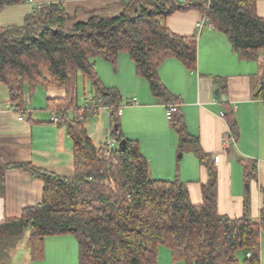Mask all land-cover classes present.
<instances>
[{
  "label": "trees",
  "instance_id": "1",
  "mask_svg": "<svg viewBox=\"0 0 264 264\" xmlns=\"http://www.w3.org/2000/svg\"><path fill=\"white\" fill-rule=\"evenodd\" d=\"M257 0H127L115 16L89 12L74 20L60 2L40 4L26 14L22 25L0 26V86L10 101L20 106L24 91L36 86L63 88L61 98H50L46 108L55 111L72 142L73 173L56 174L32 163H4L0 159V196L5 171L16 168L43 182L38 203L26 206L18 217L0 220V263L27 234L31 260L44 256V239L72 235L77 242V264H154L159 246L167 247L174 261L184 264H264V201L259 218L250 216V199L243 213L228 217L219 213L216 196L217 170L191 135L178 111L177 98L166 88L158 68L168 58L194 71L197 64L195 35L172 32L166 18L175 12L198 11L226 35L238 57L262 59L264 67V18L256 12ZM28 0H0V11ZM126 53L136 74L146 79L151 94L166 105L176 104L170 122L179 147L189 144L208 172L201 185L202 202L193 204L187 186L179 179L149 175V163L136 139L126 138L119 123L121 96L103 84L95 70L98 58L115 70L118 57ZM47 71L49 78L44 72ZM90 83L94 101L79 106L77 77ZM220 84L218 95L224 90ZM256 97L264 101V74ZM98 106L109 111V136L116 146H94L87 134L88 113ZM115 124L117 128H115ZM233 138L237 124L228 113ZM125 139V148L117 144ZM253 171V170H251ZM249 169L245 177L252 175ZM245 252L243 263L237 252Z\"/></svg>",
  "mask_w": 264,
  "mask_h": 264
},
{
  "label": "crops",
  "instance_id": "2",
  "mask_svg": "<svg viewBox=\"0 0 264 264\" xmlns=\"http://www.w3.org/2000/svg\"><path fill=\"white\" fill-rule=\"evenodd\" d=\"M125 1L32 0L3 8L0 11V26L22 25L24 16L44 3L60 2L70 17L82 21L89 12L103 16L118 15ZM256 12L264 18V0L256 1ZM203 20L204 17L196 10L175 12L166 18V25L172 32L196 36L197 64L196 69L191 71L177 59L168 58L159 66L158 75L177 98L178 111L182 114L187 131L198 137L199 146L209 155L210 162L217 159L214 165L217 170L219 213L231 218L241 216L243 201L248 196L250 216L257 221L264 201V101L256 97L264 74L263 62L261 58L245 60L238 57L232 51L226 35L215 29L209 21ZM110 66L101 58L95 61L98 76L102 72L110 74ZM113 71L117 75H127V80L131 78L133 81L131 93L136 94L134 103L119 93L120 103L129 105L132 111L129 116H126L127 112L121 111L120 129L126 138L138 141L141 153L148 160L150 177L179 179L186 184L191 202L200 204L201 185L208 179L207 169L199 162L189 144L185 148L179 147L178 134L166 117V103L138 89L137 79L141 76L136 74L134 63L126 53L119 55ZM44 75L49 78L47 71ZM100 78L105 86H110L104 81L105 77L102 80L101 75ZM214 78L225 86L220 95V84ZM80 79L83 90L86 82L82 75L77 77L78 105L83 106L85 94L79 98ZM116 89L118 92L121 90L118 85ZM64 94L63 88L36 86L32 91H24L21 105L16 107L10 101L6 87L0 86L2 162L32 163L63 176L73 173L72 142L64 126L51 121V111L46 108L48 99L61 98ZM107 110L106 106H98L95 112L88 113L86 117L87 134L96 147L110 137ZM221 113L224 115L221 116ZM228 113L237 124L235 138L229 135ZM20 114L22 120L18 119ZM178 151H181L180 155H177ZM247 169L253 170L248 178L245 177ZM42 191L43 182L32 178L28 172L16 168L6 169L4 194L0 196V220L20 216L24 207L40 201ZM76 244L71 235L48 236L44 239L42 260L50 259L59 264L73 263L71 257L75 256L76 260ZM24 249L26 254L20 257L22 264H28L30 256L27 246ZM263 250L261 243L262 254ZM13 252L10 251L8 261L0 264H10ZM176 263L170 250L165 252L159 246L154 264Z\"/></svg>",
  "mask_w": 264,
  "mask_h": 264
},
{
  "label": "rangeland",
  "instance_id": "3",
  "mask_svg": "<svg viewBox=\"0 0 264 264\" xmlns=\"http://www.w3.org/2000/svg\"><path fill=\"white\" fill-rule=\"evenodd\" d=\"M111 66H110V68H111ZM113 70H114L113 67L111 69H108V71L110 72V74H107V75L104 74V72H102L100 74V76L102 75V80L105 77V80L104 81H106L108 84L110 83L109 84L110 86H108V87H114V88H116V85H118L120 87V89H121V90H119V93L121 95H123V98L124 99H131V98L135 97L136 94H133L132 95V93H131V90L133 89V85H132V82L133 81L131 80V78L128 81L127 80V75H122L121 73L119 75H117L116 73H114ZM103 71H105V70H103ZM80 78H82V77H80ZM137 80H138V83L136 85L138 86V89L141 90V92L143 91L147 96L152 97L153 95L149 91L148 82L146 81V79H144L143 77H140ZM85 82H86V86H85V89L83 90L82 83H81V79H80V83H79V98H80L81 95L83 97L84 94L86 95L89 92L90 93L91 92L94 93V91L90 87V83H87L88 82L87 79H85ZM129 83H130V85H129ZM1 87L2 88H5L2 85H1ZM138 103L139 102H137V104ZM129 108H131L129 105H125L123 102L120 103V109H121V111L127 112V114H128L126 116H129L130 113L132 112ZM107 113H108V116H109V111L108 110H107ZM134 115L135 114H133V116ZM186 146H188V145L185 144L184 145V148ZM180 152L181 151H178L177 152V155ZM26 237H27V234L24 237H22L17 242V245L15 246L16 249L14 247V248H12L10 250L11 252H12V250H14L13 255H12V261L10 262V264H22V260H21V257L20 256H21V254H23V255L26 254V251L24 249V247L26 246ZM72 238H74V237L72 236ZM261 240H263V241H261V243H262V247L264 249V234H262ZM76 246H77V244H76ZM160 248L162 250H165V252H168V249L165 246H160ZM77 250H78V247L76 248V260H75V256L74 257H71V261L73 260V263L69 261L70 264H77ZM236 255H237L238 259L240 260V263H243V261L245 259V252L242 251V250H239ZM59 263L60 262H54V261H52L50 259H46V260H42V259H40V260H31V259H29V263L28 264H59ZM176 264H184V263L182 261H177Z\"/></svg>",
  "mask_w": 264,
  "mask_h": 264
},
{
  "label": "built area",
  "instance_id": "4",
  "mask_svg": "<svg viewBox=\"0 0 264 264\" xmlns=\"http://www.w3.org/2000/svg\"><path fill=\"white\" fill-rule=\"evenodd\" d=\"M28 2H32V0H28ZM205 20H206V19L204 18L203 21H205ZM203 21H202L200 24H198V25L201 26L202 23H203ZM206 21H207V20H206ZM94 101H96L97 103H100V102H101V99L98 98V99L94 100V96H93V94L89 92V93H87V94L85 95V99H84V103H83V104H84V106H89V104H90V103H93ZM135 101H136V100H135L134 97L131 98V102H132V103H134ZM11 108H13V106H11ZM176 109H177V105H176V104H169V105H166V112H165V113H166V117H167L168 119H170L171 116H172V114H173V112L176 111ZM120 113H121V109H119V111H118V114H120ZM220 115L223 116L224 114L221 113ZM18 119H19V120H22V119H23L22 114H20V115L18 116ZM51 121L54 122V123H58V122H59V118H58V116H57V114H56L55 111H51ZM229 135H231L230 132H229ZM102 144H103L108 150L111 149L112 147L116 146V143H115L114 139L111 138V137H108V138H107ZM214 162H217V159H215Z\"/></svg>",
  "mask_w": 264,
  "mask_h": 264
},
{
  "label": "water",
  "instance_id": "5",
  "mask_svg": "<svg viewBox=\"0 0 264 264\" xmlns=\"http://www.w3.org/2000/svg\"><path fill=\"white\" fill-rule=\"evenodd\" d=\"M214 92L217 93V89H215ZM114 127L117 128V125L115 124ZM125 143H126V140H125V139H122V140H120V141L118 142L117 147H118V149H119L120 151H123V150H124V148H125ZM179 155H180V153H179Z\"/></svg>",
  "mask_w": 264,
  "mask_h": 264
}]
</instances>
